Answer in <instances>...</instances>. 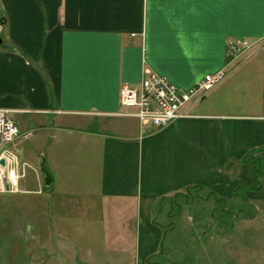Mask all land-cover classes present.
I'll return each instance as SVG.
<instances>
[{"label": "crops", "instance_id": "crops-1", "mask_svg": "<svg viewBox=\"0 0 264 264\" xmlns=\"http://www.w3.org/2000/svg\"><path fill=\"white\" fill-rule=\"evenodd\" d=\"M0 17V108L32 115L49 149L11 144L0 221L46 228L43 264H264V54L227 64L230 39L264 38V0H0ZM146 67L185 89L228 75L167 126L104 131ZM197 185L215 202L204 224L220 225L203 228L200 262L187 239L166 249L156 216Z\"/></svg>", "mask_w": 264, "mask_h": 264}, {"label": "rangeland", "instance_id": "rangeland-1", "mask_svg": "<svg viewBox=\"0 0 264 264\" xmlns=\"http://www.w3.org/2000/svg\"><path fill=\"white\" fill-rule=\"evenodd\" d=\"M243 38L245 41L248 42V47L242 49L239 54L238 58L233 60L229 56V61L227 62L228 70L230 68H233L234 66H237L241 64L242 62H245L249 60L250 58H253L255 55L264 54V38H249V37H238ZM236 38H232L229 40H235ZM229 44V43H228ZM234 61L236 63H234ZM234 63V64H233ZM225 72V77L221 79L216 86L223 82L227 78V70L226 68L221 69ZM217 72V71H216ZM157 74L153 72L150 68H145L144 75L139 83L137 84H131L133 86H142V82L144 77H146L149 74ZM214 73V72H213ZM159 75V74H157ZM163 76V75H159ZM166 77V76H163ZM126 83V82H125ZM124 83L122 84V86ZM122 86L120 90V104H121V110L114 112L112 115L113 122L107 121V123L104 126V131L108 132H119L122 130V128L119 126L120 123H116L115 121L119 119L124 118H134L136 119L139 124L143 127L147 125L149 121L142 120L139 116L136 115V113L139 111L137 106H126L122 103ZM212 90V89H211ZM210 90V91H211ZM196 100H192L189 102V104L203 100V98H194ZM187 104V106L189 105ZM186 106V107H187ZM10 110V109H8ZM11 111V110H10ZM186 113H188L185 110ZM190 114L188 113L189 116ZM183 117V116H182ZM15 119V118H14ZM16 123L18 125V128L20 130L19 138H29L31 135V139L26 141V145L34 146L36 150H38L39 154L43 153V155H40L41 160L44 159V154L48 155V144L45 145L43 148L42 142H35V139L38 137L39 131L38 126L32 115H27V118H16ZM109 120V119H108ZM18 121V122H17ZM175 121V120H174ZM173 121V122H174ZM170 122L169 124H171ZM167 124V125H169ZM164 125V126H167ZM154 126V125H153ZM162 126V127H164ZM20 127L23 128L24 131L22 132ZM156 127V126H155ZM31 132H29V131ZM50 133L54 132V129H51L49 131ZM18 139V138H17ZM50 162L47 164H44L41 166V169L44 170L45 173H49V175L53 178V171L49 168ZM186 190V189H185ZM210 197L209 192L206 189H191V191H186V194L181 193L176 196L172 197H166L162 199L157 207H156V216L157 220L160 221L163 225H165V228L167 229V240H166V249L168 250V246L171 240H177L181 241L187 239V247H189L192 251L189 255H187V258H189L191 261H197L200 262V254H201V241H202V230L204 227H207L211 231L214 232V229L220 228L218 221L210 220L208 223V220L205 221V224L203 222V218L208 217V212H206V209H210L212 205L215 204L214 201H212V197L209 198V200H206L205 198ZM24 201V200H21ZM13 204V200L11 202V205ZM217 204V203H216ZM38 212L40 215H42L41 210L39 209ZM17 214L21 216L25 221V211L24 209H17ZM9 214L4 215L3 222L0 221V264H43L42 259V252H45L46 249L43 247V239L44 234L47 230L46 228L41 229V227L37 226L34 227V229H28L26 230L25 222L21 221L20 223L24 222L21 225V229L18 231L13 230L9 226ZM44 217V216H43ZM41 218V216H40ZM52 218H48V222H50ZM41 220L38 224H40ZM37 224V225H38ZM42 225L46 227L45 221L42 222ZM53 232V231H50ZM52 240H54V237Z\"/></svg>", "mask_w": 264, "mask_h": 264}, {"label": "built area", "instance_id": "built-area-1", "mask_svg": "<svg viewBox=\"0 0 264 264\" xmlns=\"http://www.w3.org/2000/svg\"><path fill=\"white\" fill-rule=\"evenodd\" d=\"M247 47L248 42L243 38L231 40L228 44L229 56L235 60L239 52ZM225 75L223 70L209 73L194 86L185 89L177 86L167 77L149 74L144 77L141 87L124 83L121 93L122 103L126 106H137L139 110L136 113L137 116L149 121L147 124L162 127L188 115L185 112L187 104L196 100L194 98L205 97ZM19 134L20 130L11 111L0 108V160L6 161L5 166L0 163V190L2 191L7 188L14 189L15 180L9 177L7 168L14 163L15 155L10 146L19 138Z\"/></svg>", "mask_w": 264, "mask_h": 264}, {"label": "water", "instance_id": "water-1", "mask_svg": "<svg viewBox=\"0 0 264 264\" xmlns=\"http://www.w3.org/2000/svg\"><path fill=\"white\" fill-rule=\"evenodd\" d=\"M1 22H3V19L1 18ZM2 43V38L0 36V44ZM0 163L4 166L6 164L5 159H1ZM46 182L47 184H50L53 180V178L49 175V173H46Z\"/></svg>", "mask_w": 264, "mask_h": 264}, {"label": "trees", "instance_id": "trees-1", "mask_svg": "<svg viewBox=\"0 0 264 264\" xmlns=\"http://www.w3.org/2000/svg\"><path fill=\"white\" fill-rule=\"evenodd\" d=\"M252 164H253V168L255 170V173L259 174L260 173V168L259 167L258 168L256 167V163L255 162H253ZM192 188L193 189H201V186L197 185V186L189 187V188H187V191H191Z\"/></svg>", "mask_w": 264, "mask_h": 264}]
</instances>
